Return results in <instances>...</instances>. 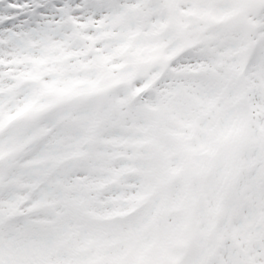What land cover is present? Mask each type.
<instances>
[{"label": "snow or ice", "instance_id": "1", "mask_svg": "<svg viewBox=\"0 0 264 264\" xmlns=\"http://www.w3.org/2000/svg\"><path fill=\"white\" fill-rule=\"evenodd\" d=\"M0 264H264V0H0Z\"/></svg>", "mask_w": 264, "mask_h": 264}]
</instances>
